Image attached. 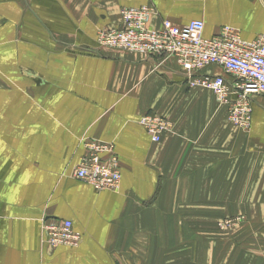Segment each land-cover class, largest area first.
<instances>
[{"label": "crops", "instance_id": "1", "mask_svg": "<svg viewBox=\"0 0 264 264\" xmlns=\"http://www.w3.org/2000/svg\"><path fill=\"white\" fill-rule=\"evenodd\" d=\"M144 5L153 28L264 32V0H0V264H215L223 243L225 264H264V113L253 98L244 133L174 59L96 43L120 9ZM147 113L172 133L152 143L138 124ZM88 139L113 144L118 190L74 179ZM238 213L248 218L237 234L216 237V221ZM44 217L69 220L79 244L46 246Z\"/></svg>", "mask_w": 264, "mask_h": 264}, {"label": "built area", "instance_id": "2", "mask_svg": "<svg viewBox=\"0 0 264 264\" xmlns=\"http://www.w3.org/2000/svg\"><path fill=\"white\" fill-rule=\"evenodd\" d=\"M156 13L151 5L122 8L117 26L98 30L96 43L162 61L174 59L189 88L211 92L218 106L226 108L228 122L247 130L253 98L264 97V32L246 41L236 28L222 26L206 36L201 20L179 26L162 19L153 28L150 22ZM212 66L222 69L227 77L204 73ZM138 124L152 143L172 131L170 121L157 114L142 115ZM83 147L85 155L73 172L74 179L96 192L118 190L121 167L113 144L88 139ZM222 224L232 227L233 220ZM40 230L43 243L52 249L74 248L80 241L69 220L44 217Z\"/></svg>", "mask_w": 264, "mask_h": 264}, {"label": "rangeland", "instance_id": "3", "mask_svg": "<svg viewBox=\"0 0 264 264\" xmlns=\"http://www.w3.org/2000/svg\"><path fill=\"white\" fill-rule=\"evenodd\" d=\"M256 99H257L256 102L258 105L257 108L259 110H261L260 112L264 113V97L263 96L262 97H256ZM216 104H217V102H216ZM224 122H225V124H227L231 127H234L237 130H240L244 133L250 132V127L247 130H242V129H239V128L233 126L232 124H230L228 122L227 117H226V119H224ZM170 123H171V121H170ZM172 131H173V124H172ZM172 131H171V133H172ZM247 218H248L247 215L243 214V213L234 214L231 217L230 216H223V217L219 218L215 223L216 237L228 238L230 234L236 235L237 232L242 228L243 224H245ZM227 220H233L232 227H227V226H225V224H222ZM224 245L225 244L223 243L222 249L217 248L218 249V253H217L218 257L216 258L217 260H216L215 264H225L226 262H229L232 260L231 250L229 249V246H225V248H224ZM239 249L240 248H236L233 246V252L232 253L235 255L237 252V254L239 255V253H238ZM225 251H227V252H225ZM224 252L227 254L226 256H228V257H226V256L222 257L224 255ZM244 260H245L244 264H249V262H250V264H253V262L251 260H248V259H244ZM201 263L205 264L204 262H201Z\"/></svg>", "mask_w": 264, "mask_h": 264}]
</instances>
